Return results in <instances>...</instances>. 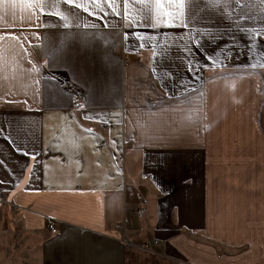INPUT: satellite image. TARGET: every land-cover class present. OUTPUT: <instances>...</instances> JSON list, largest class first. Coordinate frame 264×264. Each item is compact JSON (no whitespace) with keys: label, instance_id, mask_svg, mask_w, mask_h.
I'll return each instance as SVG.
<instances>
[{"label":"crops","instance_id":"1","mask_svg":"<svg viewBox=\"0 0 264 264\" xmlns=\"http://www.w3.org/2000/svg\"><path fill=\"white\" fill-rule=\"evenodd\" d=\"M76 2L0 0V264H264V0Z\"/></svg>","mask_w":264,"mask_h":264},{"label":"snow or ice","instance_id":"2","mask_svg":"<svg viewBox=\"0 0 264 264\" xmlns=\"http://www.w3.org/2000/svg\"><path fill=\"white\" fill-rule=\"evenodd\" d=\"M63 2L67 5H70V6H75L77 8H80L81 5L79 3L76 2V0H63ZM182 2V0H181ZM85 11H87V9H85ZM257 35H260V36H264V33H257ZM215 63V62H213Z\"/></svg>","mask_w":264,"mask_h":264},{"label":"built area","instance_id":"3","mask_svg":"<svg viewBox=\"0 0 264 264\" xmlns=\"http://www.w3.org/2000/svg\"><path fill=\"white\" fill-rule=\"evenodd\" d=\"M79 95L82 96L83 93H80ZM141 215H142V211L139 212V216H141ZM48 229L53 234H56V235L60 234V231L54 225H49ZM145 246H149V244H147Z\"/></svg>","mask_w":264,"mask_h":264}]
</instances>
